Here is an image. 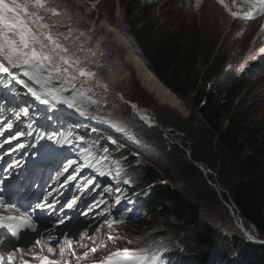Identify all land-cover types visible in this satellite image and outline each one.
I'll list each match as a JSON object with an SVG mask.
<instances>
[{
	"label": "rangeland",
	"instance_id": "1",
	"mask_svg": "<svg viewBox=\"0 0 264 264\" xmlns=\"http://www.w3.org/2000/svg\"><path fill=\"white\" fill-rule=\"evenodd\" d=\"M61 1L64 9L69 12V26L71 27L70 29L74 28L71 33H84L83 36L79 35L81 40L80 38H74L75 36L72 34H68V39H64L66 35H62L61 41L58 38V42L65 47L72 43V48H67L69 49V53L74 55V58L75 55L77 56V53L74 54V50L72 49L76 46L83 45L86 49H93L91 38L96 37V35L100 33L98 30H95L93 26L94 24H100L99 21L97 23V19L100 20L103 18L107 22L111 23L120 34L124 33V35L129 39L128 41L133 44L136 52H142L145 55V59H148L150 54L153 52L154 43L151 41L150 36L140 42L138 35L134 32L136 31L134 30L135 28H131L129 25H126V22H129V19L131 18L127 16V12L130 11H132L133 15H135V20L156 17L159 21V25H163L162 32L174 29V32H179V29L183 28L184 32L179 35V39H181L183 45L190 44L191 40H193L195 36L200 35L201 54L205 55V53H210L212 61L219 54L218 56H221V59L226 60V69L228 70V76L231 79L236 75L239 68L242 70L241 64L246 58L254 57L257 54V45L253 47L251 37L258 28V25L255 26L252 24V28L249 29L250 27H247V24L244 22H240L238 19H233V15H231V13L235 11L230 0H224L223 4L216 1L215 3L219 5V8L215 6V3L210 5L208 0L205 2L203 0L197 2L196 0H143L148 3V5H152L148 9H145V11L139 10L142 5L141 1V5L132 4L130 0ZM91 4H93L92 7H90ZM86 7H89L87 10L88 13L84 12L85 9H87ZM124 7L128 8L124 10ZM118 9L120 12L117 11ZM96 15L98 16L97 18ZM71 17L72 19H70ZM91 21L93 22V25ZM138 25L139 21L137 26ZM124 35L123 37H125ZM105 36H108V38L103 44L105 48L104 52L107 53L109 57H112L120 52V48L113 42V40L109 39L111 37L108 33H105ZM112 36L113 38H116L114 35ZM89 37L90 39L86 40ZM209 44H212V46ZM215 44L218 45L216 46ZM208 46L209 48H207ZM204 49L207 51H204ZM259 50H261V48ZM253 59V61H256L255 58ZM260 64H262L260 67L264 68V60ZM88 65L89 68H92V64ZM126 68L130 70L131 66L126 64ZM99 72L103 73L102 70ZM18 74L22 75L21 73ZM152 75L155 74L152 72ZM155 77L159 80L156 75ZM84 79L85 78L83 77L77 79L76 81L78 83L76 84H81ZM129 79H131V76ZM131 81L133 84L131 82L130 88L124 87L123 89L125 90L122 89L125 97L131 101H127V103L123 101V104H120L115 110L111 108L108 110V108L104 107V109L99 108L96 105H83V107L87 108L89 114L96 113L101 114L102 116L105 115L111 120H116L129 128L126 132L129 136L125 133L122 136L116 135L117 137H115L118 141L117 144L123 145V147H117L114 152L117 150L125 151L127 149L126 152L116 156L113 155L114 152H109L108 150V160L105 162L98 161L100 169L106 173H108L110 167L113 169L111 174L112 176L108 174L100 176L98 172H88L87 174H83L84 176L80 175V173H82V169L78 166V164L83 163V160L80 158V154L86 150L85 148H80L77 143L70 146L69 144L64 143L66 146L65 149L62 148V143H52L51 140V143L46 144L48 150H58L62 153L61 157L56 159L54 166L52 167V169H55V172L50 173V176L53 174L57 175L58 172L63 171L68 159H74L78 160V164L72 165L69 168L68 173H65V177L68 174L75 175L77 178L82 176L80 179L83 178L84 182L88 179L93 180L96 177L94 179L96 183L94 184L99 185V187L93 188V192L90 196H94L91 200L86 201L88 206V222L90 223L91 229H95L97 225L101 223V218L95 216V213L101 210L106 213L109 220L118 221L115 224L113 223L111 227L104 223L98 232L92 231L96 243H99L108 235L116 238L113 241H108L106 246L100 248L96 254H110V250H115L117 248L116 244L118 239L123 238L124 228L130 225L129 222H123L121 220L115 207L117 188L121 190L120 204H123L124 200L127 198V190L123 191V187L110 180L115 173V163L119 161L120 167L125 165L127 163L126 161L128 155H136L142 163H147L155 168L157 172L160 173L159 176L164 178L163 181H165L166 184H171L170 186L172 189H175L180 196L196 206V216H198V220L210 224L213 230L216 229L215 232L220 234L230 232V239H233V237L236 238L240 234L243 242L244 240L248 241L249 250H251L254 245H259V241L263 239H260L261 235L258 230H256L252 225H249L248 221L243 218L242 220L236 210L234 214L230 208L233 203V187L235 186L236 181L242 177L240 170L241 161L246 159V157L251 154V150L246 149L245 152H237L226 148L220 140V133H222L229 125L232 117H235L237 121L244 120L243 123H246L251 127L256 126L255 124H259L261 132L255 138L257 140L264 139V71L261 75L252 76L245 85V88H242L237 97L232 95L230 96L228 93L215 94L212 88L209 86L207 87L206 92L213 95H211L213 98L210 100V105L214 106L217 113H220L219 117L221 116L220 120L216 124L217 131L211 130L207 126L206 122H204L199 116L198 108H200V104L203 100L194 102V92L190 93L189 98H187L185 103L178 96H175L176 93L174 91L168 88L180 102L179 105H181V108H174L168 104H161L151 93L147 92L146 89L141 86L137 79H133L132 77ZM88 82L91 83V80ZM63 85L67 84L60 85L53 82L50 87L63 92ZM162 85L166 87L164 83H162ZM25 90L27 91V89ZM69 95V92L64 93V96ZM225 96L227 97L224 98ZM16 98L17 99L12 100L11 102L10 98L7 97L4 99V96L0 95V124L5 121L10 122L13 124L11 134L15 135V132H21L23 135H21V137L19 136L15 141L12 140L11 143H7L6 141L9 138V132L0 128V131L4 132V135H0V143L3 145L2 152L5 153V155L10 156V165L14 168H19L20 162L19 157L17 156L18 152L15 147L20 144L21 141L25 146H27V133H34L35 128L28 130L29 127H26V120L23 119L24 115L20 109V105H24L27 98L21 92ZM208 99H210V96H208ZM5 100H7V102H5ZM132 100L138 104L139 110L142 109L151 116V123L140 118L138 109L136 108V111L131 106V103H135ZM224 100L228 101L230 105V110L227 113H224L220 106H218V103H224ZM137 104L135 105L137 106ZM66 107L67 109L64 111H58V109H56L53 110L52 113L56 112L57 114L66 117L67 121L73 125L76 124V122H85L86 124H89L88 116L86 117L79 114L80 112L76 111L74 108H69L67 105ZM16 113H20L19 119H17ZM3 114L4 116L1 118ZM52 117L53 116L51 114L45 118V123L40 120V125L38 124L40 133L45 130L48 134L53 136L58 131L66 130V128L63 129L61 124L56 126L52 125ZM101 131L105 137L108 135L107 133H103V130ZM43 137L44 135L42 136L39 134L37 139L43 140ZM62 140L63 139H61V141ZM133 142L135 145H133ZM89 150H94L91 145L89 146ZM262 159L264 166V151ZM74 169L76 171H74ZM260 175L263 179L260 196L264 201V168ZM100 186L102 187L100 188ZM87 187L91 188V185ZM65 188L68 190L71 188L74 192L82 191V186L75 185V180L69 182ZM105 189H108V191H105ZM101 198L104 199L106 203L100 205L99 208L93 207V205ZM90 208H92L91 211H89ZM151 209L152 208H148L147 211H151ZM233 209L236 208L233 207ZM235 216L239 217V222L241 220L240 225L242 223L245 226V233L242 231L243 229H240L237 226ZM169 222L174 227H179L184 221L172 217ZM146 223L148 224L143 226V224ZM131 225L134 226V222L131 223ZM141 225V232L159 235L157 233L158 227L154 226L150 219H142ZM178 227L175 228L177 229ZM249 237H251V239ZM118 246L122 247V244L119 243ZM229 246L230 242H224L223 248L217 247V249L219 251H228Z\"/></svg>",
	"mask_w": 264,
	"mask_h": 264
},
{
	"label": "trees",
	"instance_id": "2",
	"mask_svg": "<svg viewBox=\"0 0 264 264\" xmlns=\"http://www.w3.org/2000/svg\"><path fill=\"white\" fill-rule=\"evenodd\" d=\"M130 1L132 4L139 5L140 3L139 0ZM126 8L128 7H124V10ZM139 10L145 11L143 7ZM127 16L131 18L129 22H126V25L135 28L134 32L138 35L140 42L150 36L154 43L153 52L148 59H145L142 52L137 53L149 70L185 103L191 92H194V102L203 100L198 108V114L211 130L217 131L216 124L221 116L219 117L220 113H217L215 107L210 105L213 95L206 92L207 87L212 88L215 94L228 93L237 97L249 81L248 72L254 68V65L248 68L246 74L237 73L231 79L228 76L225 59H221V56L217 55L212 61L209 53L201 54L200 35L195 36L190 44L183 45L181 39L177 38L184 32L183 28L179 29L180 33L174 32L175 29L162 32L163 25H159L156 17L135 20L132 11L127 12ZM138 21L139 27L137 26ZM257 72L259 73V71ZM6 82L7 80L1 82L0 87ZM18 91L17 85H15L9 92L15 94ZM227 103L224 100V103H218V106L226 112V110H230V105ZM28 104L30 105V102ZM37 111L36 108L33 111L35 116ZM243 122L244 120L237 121L235 117H232L230 125L220 133V140L226 148L237 152L251 150V154L241 161L242 177L236 181L233 187L232 201L241 219L248 221V224L255 227L264 238V201L260 196L263 180L260 174L264 168L262 159L264 139L257 140L255 138L261 132L259 124L251 127ZM75 132L84 138V145L93 146V151L98 150L104 144L101 137L96 138L99 141L92 139L95 134L90 132V127L87 125L79 124L78 128H75ZM127 160L131 163L136 160V157L128 156ZM159 175L160 173L151 165L141 163L132 166L124 178L130 179L132 191L137 192L136 196H141L142 207L137 211L136 220L150 219L153 225L158 227L157 233L161 235V237L153 238L149 233H145V237L150 238L155 243L153 245L155 247L168 244L162 255L166 263L264 264V246L254 245L249 250L248 241L244 240L243 242L240 234L236 238L230 239V232L225 234L215 232L216 229L213 230L210 224L198 220L196 206L180 196ZM135 198L130 200L131 204ZM148 208H152L151 212L147 211ZM172 217L184 222L179 227L175 226L178 227L176 229L169 222ZM189 227L190 230L187 231ZM224 242H230L228 251H219L217 247L223 248ZM168 255L173 260H165ZM229 256L233 257L230 259Z\"/></svg>",
	"mask_w": 264,
	"mask_h": 264
},
{
	"label": "snow or ice",
	"instance_id": "3",
	"mask_svg": "<svg viewBox=\"0 0 264 264\" xmlns=\"http://www.w3.org/2000/svg\"><path fill=\"white\" fill-rule=\"evenodd\" d=\"M217 2L223 4L224 0H217ZM244 2L247 4L248 10L242 13H231L234 18L255 19L259 15H264V0H244ZM48 13L59 15L57 8L48 7V0H0V74H5L10 82L14 81L15 84L27 89V92L30 93L35 100L39 101L40 104H47L50 107H55V103L66 104L69 108H74L76 111L80 112L81 115L87 117L90 114L83 105H96L99 107L109 103L107 99L108 93L110 92L109 84L108 82L96 81L95 88H101L103 90V96L94 98L87 95L88 92H93L95 90L93 85L88 83V81L90 79L94 80L96 73L82 67L83 61L79 58H74L73 55L69 53V49L59 43L56 35L48 30L50 26L44 22ZM68 34H72L71 29L68 30ZM80 35L83 36L84 33H80ZM64 39H68V36H65ZM81 50H84L83 45L81 46ZM106 54L105 52H101L99 54L100 59H103ZM94 63L97 67H100L98 60ZM53 75L56 77L57 84L68 85L67 88L63 89V92L50 87V85L53 84ZM24 77L31 83L26 82ZM81 77L85 79L80 85H77L75 81ZM8 86V84H5V87ZM64 92H69L70 95L64 96ZM116 96L119 97L120 100H123V96L120 95L119 92L116 93ZM125 102L127 103V101ZM132 107L135 109L136 105L133 104ZM21 112L24 116H28L29 108L25 107L21 109ZM16 116L17 119H19L20 113H16ZM92 118L95 119L97 117L93 116ZM140 118L142 120L145 119L143 115H141ZM100 119H103V117H100ZM107 123L114 127H118V124H115L111 120L107 121ZM0 128L9 132L7 143H11L12 140H16L19 136L23 135L21 132H16L15 135H12L11 130L13 129V124L7 121L0 124ZM93 131H96V129H93ZM27 134L31 136L32 132H28ZM0 135H4V132L0 131ZM49 139H52V137H49ZM83 140L84 138L82 136H77L75 141L65 138L57 142L72 145L74 143L81 144ZM108 140L111 144H117V140L113 139L111 136L108 137ZM117 147H123V145L117 144ZM107 154V148L104 149V154L99 156L91 151H83L80 154L83 163L78 164V160L68 159L63 171L57 173L56 180L59 181L65 173H68L72 165L78 164L79 167L93 168L97 160L107 161ZM74 171L76 170L74 169ZM96 171L100 176H105L106 174L111 175L113 169L110 167L108 173L100 168H96ZM122 171L123 169L120 167V162L117 161L115 163V175L112 178L114 180L119 179ZM76 179L77 176L68 174L63 183L68 184ZM124 183L127 184L129 181L124 180ZM87 185H93V188L99 187V185L94 184L92 179H88L84 187H87ZM91 190L93 189H89V191ZM54 191L55 189L53 188L48 195L44 197V202H38L36 207H52L54 202L50 201L48 197L51 196ZM105 191H108V189H105ZM120 193L121 190L117 188V195L115 197L116 204H120L121 202ZM105 203V200L101 198L93 207L99 208L100 205ZM74 204L75 200L67 203V207L71 209ZM0 209L4 212H10L12 210L19 211L17 204L13 200L5 197L3 189H0ZM91 210L92 208L89 209V211ZM34 211L35 209L30 213L25 209L24 211H20L19 215L0 214V229L6 230L5 235H0V245H4L6 242L12 245L7 258L0 252V264H14L17 253H20L22 257L25 252V248L13 244L12 239H9V237L19 242L24 238L23 234L26 230L40 236V229L38 227L39 221L34 218ZM82 214L85 216L88 215L87 212ZM95 216L101 218V223L92 231L98 232L104 223L111 227L113 223L118 222L116 220H109L103 210L96 212ZM64 223V219L58 218V224ZM79 237L81 240L85 237L93 240L94 246L84 252L83 255L77 256L73 248V239L65 235L64 244L60 247L61 257H64L67 251L69 256L75 257L77 264H79L80 260L85 259L97 260L98 264H165L162 256V252L164 251L163 248L148 246L140 247L135 250L129 248L117 249L107 256L100 258L97 257L95 253H97L100 248L105 247L108 241H113L116 238L108 235L105 239L96 243L90 231L81 232ZM249 238L251 239V237ZM42 241V237L35 239L32 246H39L41 250L47 247V251L50 254L54 251V244L59 243V240H54L50 234L47 242ZM127 243L133 244L134 241L129 239ZM80 246L84 247L85 245L81 244ZM34 259L38 260L40 264H69L68 261L50 260L46 256H36ZM22 264H29V261L22 259Z\"/></svg>",
	"mask_w": 264,
	"mask_h": 264
},
{
	"label": "bare ground",
	"instance_id": "4",
	"mask_svg": "<svg viewBox=\"0 0 264 264\" xmlns=\"http://www.w3.org/2000/svg\"><path fill=\"white\" fill-rule=\"evenodd\" d=\"M72 1V0H71ZM200 1V0H199ZM204 2L206 0H203ZM61 0H48V7H55L57 8V11L59 12V15H53L51 13L47 14L46 20L44 21L46 24H48L50 26V28L48 29L49 31H51L54 35H56L57 39L59 38L61 41L62 35H66L69 37L68 35V30L71 28L69 26V22H68V16H69V12L67 10L64 9V7L61 4ZM239 2V0H238ZM82 3V1H81ZM129 3V2H128ZM208 3L210 5H213L215 2L213 0H208ZM78 4V3H77ZM131 4V3H130ZM93 4H91L90 7H92ZM215 6L219 8V5L215 3ZM87 9H85L84 12L88 13L87 10L89 7H86ZM118 8V7H117ZM126 10V9H125ZM118 12H120V10H117ZM122 11V10H121ZM122 13V12H121ZM72 14V13H71ZM168 14V13H167ZM73 15V14H72ZM71 15V16H72ZM120 15V14H119ZM118 15V16H119ZM98 16L96 15V18ZM72 19V17L70 18ZM179 19V18H178ZM75 20V19H73ZM72 20V22H73ZM180 20V19H179ZM97 23L99 21L100 24H94V28L95 30H98L100 33H98L96 35V37H92V43H93V49L89 50L86 49L83 46L84 50H81V46H76L74 47L72 50H74V54L77 53V56L75 55V58H79L81 61H83V64L81 65L82 67H85L87 70L93 71L96 73V77L94 80H91V83L93 82V87L94 84L96 83V81H100V82H108L109 84V88H110V92L108 93L107 99L109 100V103L104 104L99 106V108H108V110L111 109H116L119 107L120 104H123V101H131L129 99H127L125 97V94L123 93V89L124 87H129L131 86V79L133 77V79H137L141 86L143 88L146 89L147 92L151 93L154 98H156L161 104H168L170 106H173L174 108H181V105H179V101L177 100V95L174 96L173 92L171 93V91L168 89V87L163 86L162 83L155 77V75H152V72L149 71V68L147 66H145L144 62L141 60V58L137 55V53L135 52L134 48L132 47L131 43L128 41L127 38L123 37L122 34H120L117 29L112 26L111 23L107 22L105 19L101 18L100 20H96ZM77 22V21H75ZM74 22V23H75ZM92 22V21H91ZM90 22V23H91ZM78 23V22H77ZM89 25V24H88ZM93 25V22H92ZM97 25V26H96ZM83 26V25H82ZM73 28V27H72ZM90 28V27H89ZM92 28V27H91ZM241 28V27H240ZM245 28V27H244ZM74 29V28H73ZM73 29H71V31H73ZM86 29V28H85ZM199 29V28H198ZM178 30V29H177ZM84 31V30H83ZM90 31V30H89ZM92 31V30H91ZM111 31V32H110ZM196 31V30H195ZM75 32V31H74ZM86 32V31H85ZM105 33H108L110 35L111 38H109L110 40H113V42L120 48V52L115 54L112 57H109L107 54L105 55V57L103 59H100L99 54L101 52H104L105 48L103 46L104 42L107 40L108 36H105ZM180 33V32H179ZM187 33V32H186ZM185 33V34H186ZM72 35H74V38H80L79 34H77V32L73 33ZM116 38H113V36ZM228 35V34H227ZM241 35V34H240ZM226 36V35H224ZM73 37V36H72ZM182 37V36H181ZM179 38V36H178ZM81 40V38H80ZM83 40V39H82ZM86 40H89L86 39ZM66 41V40H65ZM69 41V40H68ZM84 41V40H83ZM63 42V41H62ZM70 42V41H69ZM90 42V41H89ZM71 43V42H70ZM79 43V41H78ZM85 43V42H83ZM82 43V44H83ZM222 43V42H221ZM196 44V43H194ZM214 44V43H213ZM87 45V44H86ZM210 45V44H209ZM216 45V44H215ZM218 45V44H217ZM216 45V46H217ZM221 45V44H220ZM212 46V44L210 45ZM215 46V47H216ZM67 47L72 48V43L68 44ZM214 47V48H215ZM206 48V47H205ZM209 48V46L207 47ZM217 48V47H216ZM206 49H204L205 51ZM215 50V49H214ZM213 50V52H214ZM207 51V50H206ZM217 51V50H216ZM116 52V51H115ZM223 52V51H222ZM124 53V54H123ZM216 53V52H215ZM123 54V55H122ZM200 54V53H199ZM204 54V53H203ZM206 54V53H205ZM210 54V53H209ZM219 55V54H218ZM74 56V55H73ZM213 57V56H212ZM99 61L100 67H97L96 64L94 63L95 61ZM219 62V60H218ZM88 64H92V68H89ZM126 64H129L131 66V69L128 70V68H126ZM203 64V63H202ZM232 69V68H231ZM102 70L103 73H100L99 71ZM133 74V76H132ZM131 76V79H129V77ZM228 77V76H227ZM53 82L56 83V77L55 75H53ZM109 79V80H107ZM162 81V80H161ZM75 83H78L77 81H75ZM133 84V82H132ZM80 85V84H78ZM165 85V83H164ZM232 85V84H231ZM62 91L64 88H67L68 85H63L62 86ZM228 87V86H226ZM95 88V87H94ZM142 88V89H143ZM123 89V90H122ZM127 90V89H126ZM144 90V89H143ZM197 91V90H196ZM119 92L120 95L123 96V100H120L119 97L116 96V93ZM227 92V91H226ZM231 92V91H230ZM235 92V91H234ZM65 93V92H64ZM97 94V95H96ZM88 96H92L94 98H100L103 96V90L101 88H95V90L93 92H88L87 93ZM234 95V94H233ZM231 96V95H230ZM236 96V95H235ZM227 96H225L224 98H226ZM232 99V98H231ZM235 99V98H234ZM237 99V98H236ZM133 101V100H132ZM236 101V100H235ZM234 101V102H235ZM238 101V100H237ZM135 102V101H133ZM228 102V101H227ZM55 103V102H54ZM129 103V102H128ZM133 104H137L135 103H131V106ZM228 104V103H227ZM231 104V102H230ZM233 104V103H232ZM94 106V105H92ZM227 106V105H226ZM50 107V106H49ZM58 103H55V107L54 109L56 110L58 108ZM223 107V106H222ZM230 107V106H229ZM228 107V108H229ZM61 108V107H60ZM103 108V109H104ZM133 108V107H132ZM136 108L138 109V113L139 115H143L145 117V120H148L149 123H151L152 118L149 114H147V112H145L144 110L138 108V104L136 106ZM135 108V110H136ZM99 110V109H98ZM179 110V109H178ZM59 111V110H58ZM105 111V110H104ZM137 111V110H136ZM135 111V112H136ZM94 112V111H93ZM228 111L226 110V113ZM225 113V112H224ZM78 114V113H77ZM76 114V115H77ZM80 114V113H79ZM135 114V113H134ZM93 116L97 117V118H92ZM100 117H103V119H100ZM84 119V118H83ZM88 120L94 124L96 127L101 128L102 130L112 134L113 136L116 135H123L127 132V129L129 130V128H127L124 124L117 122L116 120L113 121L111 120L109 117L105 116V115H101V114H96V113H91L88 117ZM113 121L115 124H118V127H114L112 125H110L109 123H107V121ZM153 124V123H152ZM155 124V123H154ZM230 125V124H229ZM89 130V129H88ZM18 131V130H17ZM83 131V129H82ZM77 132V131H76ZM16 133V132H15ZM88 133V132H87ZM86 133V134H87ZM25 134V133H24ZM127 134V133H126ZM128 135V134H127ZM52 136V135H51ZM129 136V135H128ZM91 139V138H90ZM89 139V140H90ZM94 139V138H92ZM86 140H88L86 138ZM129 140V139H128ZM15 141V140H14ZM127 141V140H126ZM86 142V141H85ZM89 142V141H87ZM95 142V141H93ZM129 142V141H128ZM127 142V144H128ZM134 143V142H133ZM130 145V144H129ZM135 145V143L133 144ZM70 146V145H69ZM94 147H96L94 145ZM126 147V146H125ZM136 147V146H135ZM134 147V148H135ZM57 149V148H56ZM71 149V148H70ZM53 150V149H52ZM127 150V149H126ZM125 150V151H126ZM68 151V149H67ZM136 152V151H135ZM109 153V152H108ZM133 154V153H132ZM109 155V154H108ZM125 155V154H124ZM139 159V158H138ZM122 167V166H121ZM204 170V169H203ZM205 171V170H204ZM112 176V175H111ZM171 181V180H170ZM113 183V182H112ZM43 185L46 186L45 183H43ZM171 185V184H170ZM174 186V185H173ZM170 189V188H169ZM123 200V198H122ZM232 212L235 214V209H233V207H230ZM109 218V217H108ZM236 218V224L240 229H243L242 231L245 233L246 232V228L245 226L238 221L239 217L235 216ZM115 224V223H114ZM95 228V227H94ZM190 230V227L189 229ZM258 237V236H257ZM259 238V237H258ZM263 240H260V244L262 246H264V238H260ZM85 240L82 241V244H85ZM259 244V245H260ZM166 245L163 247L165 249ZM233 257V256H232ZM231 256H229V258H232ZM165 260H173L169 255L165 258ZM213 260V259H212ZM200 261V260H199ZM232 261V260H231ZM211 262V261H210ZM206 263V262H205ZM214 263V262H213ZM208 264V263H207ZM216 264V263H215ZM233 264V262H232Z\"/></svg>",
	"mask_w": 264,
	"mask_h": 264
},
{
	"label": "water",
	"instance_id": "5",
	"mask_svg": "<svg viewBox=\"0 0 264 264\" xmlns=\"http://www.w3.org/2000/svg\"><path fill=\"white\" fill-rule=\"evenodd\" d=\"M145 65V64H144ZM146 66V65H145ZM145 120V119H144ZM145 121H147L148 122V120H145ZM232 207H234V208H236V206H235V204L234 203H232ZM240 222H241V220H240Z\"/></svg>",
	"mask_w": 264,
	"mask_h": 264
},
{
	"label": "clouds",
	"instance_id": "6",
	"mask_svg": "<svg viewBox=\"0 0 264 264\" xmlns=\"http://www.w3.org/2000/svg\"><path fill=\"white\" fill-rule=\"evenodd\" d=\"M237 73H238V72H237ZM237 73H236V74H237ZM249 80H250V79H249ZM247 83H248V82H247Z\"/></svg>",
	"mask_w": 264,
	"mask_h": 264
}]
</instances>
